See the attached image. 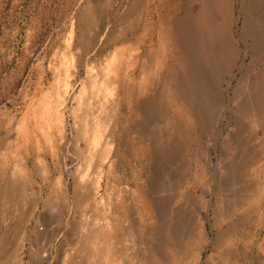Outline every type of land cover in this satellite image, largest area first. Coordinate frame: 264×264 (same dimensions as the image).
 <instances>
[{"label":"rangeland","instance_id":"obj_1","mask_svg":"<svg viewBox=\"0 0 264 264\" xmlns=\"http://www.w3.org/2000/svg\"><path fill=\"white\" fill-rule=\"evenodd\" d=\"M0 264H264V0H0Z\"/></svg>","mask_w":264,"mask_h":264},{"label":"crops","instance_id":"obj_2","mask_svg":"<svg viewBox=\"0 0 264 264\" xmlns=\"http://www.w3.org/2000/svg\"><path fill=\"white\" fill-rule=\"evenodd\" d=\"M224 28H226V27H224ZM224 28H222V29H224ZM222 29L219 30L217 34H216V32H215V36H216L218 42L221 43V44H222V40H223V39H227V37H226V33L224 32V30L222 31ZM210 30H211V29H210ZM213 30H214V28H213L211 31L213 32ZM223 45H225V44H223Z\"/></svg>","mask_w":264,"mask_h":264},{"label":"bare ground","instance_id":"obj_3","mask_svg":"<svg viewBox=\"0 0 264 264\" xmlns=\"http://www.w3.org/2000/svg\"><path fill=\"white\" fill-rule=\"evenodd\" d=\"M99 128H100V127H99ZM104 129H105V128H104ZM94 130H95V128H94ZM91 139H92V138H91ZM91 142H94V140L92 139ZM96 143H97V142H96ZM96 143H95V144H96ZM86 144H87V143H86ZM95 144H94V145H95ZM90 148H91V146H90ZM90 257H91V256H90ZM18 262L21 263V260H19Z\"/></svg>","mask_w":264,"mask_h":264}]
</instances>
